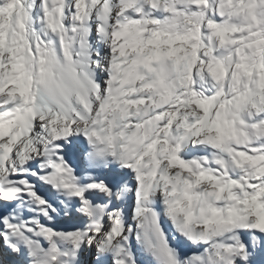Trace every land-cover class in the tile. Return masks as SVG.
Here are the masks:
<instances>
[{
	"label": "snow or ice",
	"instance_id": "1",
	"mask_svg": "<svg viewBox=\"0 0 264 264\" xmlns=\"http://www.w3.org/2000/svg\"><path fill=\"white\" fill-rule=\"evenodd\" d=\"M0 264H264V0H0Z\"/></svg>",
	"mask_w": 264,
	"mask_h": 264
}]
</instances>
